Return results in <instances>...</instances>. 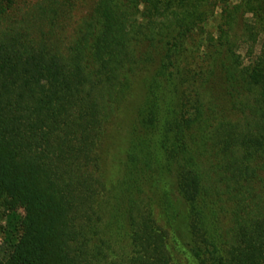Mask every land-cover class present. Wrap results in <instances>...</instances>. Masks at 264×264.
<instances>
[{"label": "trees", "instance_id": "1", "mask_svg": "<svg viewBox=\"0 0 264 264\" xmlns=\"http://www.w3.org/2000/svg\"><path fill=\"white\" fill-rule=\"evenodd\" d=\"M72 4L0 0V219L13 242L0 264H105L120 241L130 264H163L168 241L191 264H264V0H97L69 30ZM148 65L123 176L97 202V145ZM145 184L167 234L137 218Z\"/></svg>", "mask_w": 264, "mask_h": 264}, {"label": "rangeland", "instance_id": "2", "mask_svg": "<svg viewBox=\"0 0 264 264\" xmlns=\"http://www.w3.org/2000/svg\"><path fill=\"white\" fill-rule=\"evenodd\" d=\"M72 1V17L69 20L68 29L72 28L82 18L88 17L93 12V8L97 0H71ZM237 0H235L236 2ZM243 9V8H242ZM239 19L237 20V28L240 29L243 24L250 19L248 12L240 10ZM238 52L242 57L247 55V46L242 43L239 44ZM260 48V41L255 44L254 54H257ZM248 60H246L247 62ZM155 71V65L143 66L140 72L135 73L130 89L126 97L119 104L116 114L110 119L109 125L104 128V134L101 141L97 145L98 150V174L97 182L100 186L98 194H96V201L108 204V197L111 193L113 185L122 178L124 173V161L126 150L131 139V132L134 122L136 121L137 109L145 96L146 91V77ZM216 92V91H215ZM214 93V92H213ZM204 161V159H202ZM136 213L138 219H141V224H146V221H155L152 224L156 228H160V232L165 234L167 231L165 221L162 217L161 211L158 207L159 192L149 184H145L143 191L137 196ZM94 202V200L92 199ZM220 205V229L225 233L231 226V217L228 214V203L224 201L219 202ZM17 211L21 214L25 213V209L19 205ZM85 219V218H84ZM84 221L81 222L83 224ZM85 224V223H84ZM11 228L10 215L4 216L0 219V257L4 258L11 249L13 242H5L3 229ZM143 231V230H142ZM140 232V234L142 233ZM146 238V231L144 230ZM168 232H166L167 234ZM169 235V234H168ZM124 241L114 243L112 251L106 253L105 264H130L128 262V254H124L122 249ZM170 248V259L165 253L159 255V259L168 264H191V261L185 253L177 249L173 243L168 241ZM140 253L146 254V241L141 244ZM146 257V255H145ZM170 260V263H169ZM163 263V264H164ZM134 264V263H132Z\"/></svg>", "mask_w": 264, "mask_h": 264}]
</instances>
